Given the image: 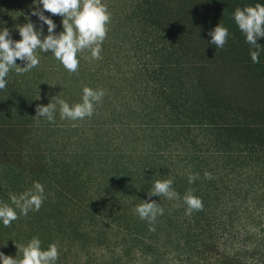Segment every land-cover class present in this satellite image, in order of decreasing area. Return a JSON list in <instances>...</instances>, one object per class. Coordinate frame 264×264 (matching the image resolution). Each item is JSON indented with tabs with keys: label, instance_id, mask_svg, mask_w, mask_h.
I'll use <instances>...</instances> for the list:
<instances>
[{
	"label": "rangeland",
	"instance_id": "obj_1",
	"mask_svg": "<svg viewBox=\"0 0 264 264\" xmlns=\"http://www.w3.org/2000/svg\"><path fill=\"white\" fill-rule=\"evenodd\" d=\"M156 1L167 26L142 18L144 0H101L111 14L102 59H91L90 49L78 53V73L70 74L51 52L38 51L36 68L24 75L12 69L6 77L0 90V204L19 216L11 227L0 221L6 256L22 259L15 244L37 237L42 250L58 245L56 264H264V149L224 131L219 124L240 121L234 111H211L193 90L189 72L197 67L168 58L172 12L181 0L170 6ZM35 8L34 0H0V30L8 28L14 41L25 23L39 30ZM44 15L56 24L55 34L63 32L62 17ZM215 77L221 74L213 72ZM85 87L105 90L91 118L61 119L58 104L54 122L35 117L36 106L56 96L70 106L82 103ZM234 88L223 82L218 94ZM227 101L232 109L252 102L243 95ZM189 174L199 179L189 184ZM168 179L180 199L151 197L164 212L150 225L136 209L151 202L147 193L157 180ZM34 182L44 186L46 199L24 216L11 196L32 190ZM188 189L204 206L192 215L183 201ZM202 240L209 246L199 256Z\"/></svg>",
	"mask_w": 264,
	"mask_h": 264
},
{
	"label": "clouds",
	"instance_id": "obj_2",
	"mask_svg": "<svg viewBox=\"0 0 264 264\" xmlns=\"http://www.w3.org/2000/svg\"><path fill=\"white\" fill-rule=\"evenodd\" d=\"M36 8L31 15L38 17L41 22L39 30L32 22L25 23L17 29L21 39L14 41L8 28L0 30V90L7 86L6 77L12 69L17 75H24L40 64L38 51L48 53L60 61L63 67L70 73H78L80 61L77 54L85 49L91 50V59H102L101 52L104 40L107 38L111 14L101 0H34ZM42 5V8L39 7ZM62 17L63 32L55 34L56 24L44 13ZM234 21L239 30L246 38V43L255 50L250 56L253 63H259L262 46L257 43L264 38V4L257 3L255 6L236 8ZM43 25H47L48 35H43ZM211 37L210 45L216 49H223L229 37V30L222 24H218L209 31ZM43 37V38H42ZM21 61L24 66L17 64ZM105 90H94L89 87L83 89L82 103L70 106L65 100L53 97L47 106L37 105L36 116L44 117L49 122L55 121L57 104L60 106L61 119L72 121L91 118L95 111V105L102 102ZM55 101L53 103L52 101ZM206 179H211V174L205 172ZM199 179V174H189L188 182L193 184ZM173 181L157 180L153 188L149 189L147 195L149 200L153 196H164L169 200L180 199V195L172 187ZM46 199L44 186L34 182L33 189L22 193L19 197L11 196L12 203L20 209V213L27 216L30 211H39ZM187 205L186 215L203 210L202 199L188 189L183 197ZM141 220H146L152 225L158 215H163L164 209L156 201H143L137 209ZM19 219L17 212L8 204H0V221L5 227H11L12 223ZM155 229L150 227V231ZM15 247L23 253V258L17 260L0 252L2 264H56L59 258L58 245L53 243L47 250H42L41 241L33 237L25 245Z\"/></svg>",
	"mask_w": 264,
	"mask_h": 264
},
{
	"label": "trees",
	"instance_id": "obj_3",
	"mask_svg": "<svg viewBox=\"0 0 264 264\" xmlns=\"http://www.w3.org/2000/svg\"><path fill=\"white\" fill-rule=\"evenodd\" d=\"M154 1L144 0L139 8L140 15L142 13V18H154L156 27L167 26L166 19L163 21L167 15L161 16L162 2ZM166 2L171 4L173 0ZM169 3L167 5L170 6ZM257 3L264 4V0H181L175 12H172L174 31L168 34L167 41L173 48L168 58L176 57L177 61L182 60L188 67H197L189 73L193 76V90L200 94L205 106L208 105L217 114L233 110L231 116L240 120L219 126L242 144L253 149H264V38L257 41L262 46L259 63H253L250 53L255 49L246 43L245 36L234 21L236 8L243 9ZM219 23L229 30L223 49H216L209 44L211 37L208 33ZM217 71L221 74L220 80L211 78V74ZM223 82L235 86L237 91L219 95ZM242 95L251 99V104L245 108L240 106L232 109L227 99ZM200 235L197 233L195 236ZM207 246L205 240L199 242V256L208 250Z\"/></svg>",
	"mask_w": 264,
	"mask_h": 264
}]
</instances>
